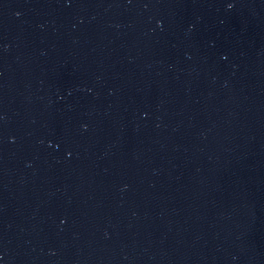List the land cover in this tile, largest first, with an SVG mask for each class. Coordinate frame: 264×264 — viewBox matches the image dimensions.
I'll use <instances>...</instances> for the list:
<instances>
[{
	"label": "water",
	"instance_id": "obj_1",
	"mask_svg": "<svg viewBox=\"0 0 264 264\" xmlns=\"http://www.w3.org/2000/svg\"><path fill=\"white\" fill-rule=\"evenodd\" d=\"M0 264H264V0H0Z\"/></svg>",
	"mask_w": 264,
	"mask_h": 264
}]
</instances>
